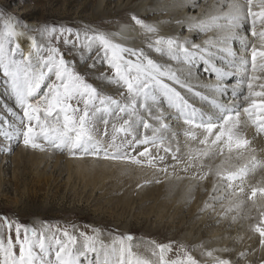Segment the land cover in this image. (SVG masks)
Returning <instances> with one entry per match:
<instances>
[{
    "label": "bare ground",
    "instance_id": "bare-ground-1",
    "mask_svg": "<svg viewBox=\"0 0 264 264\" xmlns=\"http://www.w3.org/2000/svg\"><path fill=\"white\" fill-rule=\"evenodd\" d=\"M105 11L126 16L106 24ZM94 15L104 18L89 30L94 61L108 58L113 75L119 72L111 74L113 82L127 87L106 97L136 102L139 114L169 140V163L186 171H176L171 183L166 174L160 178L158 209L145 215L157 229L175 225L170 235L178 249L196 250L189 264H264V230L258 231L264 226V0H96ZM7 30L32 74L29 93L37 95L46 79L37 41L14 21ZM33 159L39 189L53 181L97 200L107 197L103 208L114 216L150 204L140 185L129 205V197L108 198L111 186L81 175L65 158L41 152ZM105 239L94 251L97 260L104 253L108 264L167 263L163 252L155 257L140 246L111 243L113 235ZM93 246L81 238L70 245L75 259L89 257L84 253ZM181 258L167 264H182Z\"/></svg>",
    "mask_w": 264,
    "mask_h": 264
},
{
    "label": "rangeland",
    "instance_id": "rangeland-1",
    "mask_svg": "<svg viewBox=\"0 0 264 264\" xmlns=\"http://www.w3.org/2000/svg\"><path fill=\"white\" fill-rule=\"evenodd\" d=\"M114 4L108 7L113 10ZM95 5L96 0H0V264H108L104 253L97 260L94 251L109 235L111 243L140 246L155 257L163 252L167 263L174 258L182 257V264L195 259V249H178L176 235H170L178 231L175 225L163 223L157 229L145 215L158 209L160 178L166 174L171 183L176 171H186L169 163L173 157L169 140L151 119L139 114L135 101L106 97L111 89L118 96L127 87L113 82L119 72L113 75L108 58L94 61L97 49L89 30L93 21H104L92 16ZM125 16L123 11L107 13L105 21L110 24ZM11 21L37 41L46 76L37 95L29 93L33 77L24 52L8 33ZM31 22L37 24L30 28ZM41 152L65 158L81 175L111 186L108 198L129 197L130 205L140 185L139 194L150 197V204L144 209L129 206L114 216L103 208L107 197L97 200L53 181L47 190L39 189L33 158ZM125 226H129L126 233L121 229ZM263 230L261 223L258 231ZM79 238L93 242L94 248L84 253L89 257L74 258L70 245Z\"/></svg>",
    "mask_w": 264,
    "mask_h": 264
}]
</instances>
